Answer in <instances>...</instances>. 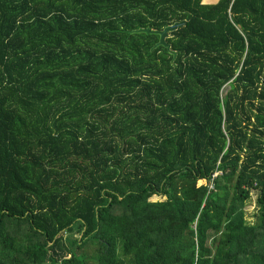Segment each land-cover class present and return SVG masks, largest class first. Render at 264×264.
Wrapping results in <instances>:
<instances>
[{"label": "trees", "instance_id": "trees-1", "mask_svg": "<svg viewBox=\"0 0 264 264\" xmlns=\"http://www.w3.org/2000/svg\"><path fill=\"white\" fill-rule=\"evenodd\" d=\"M0 264H264V0H0Z\"/></svg>", "mask_w": 264, "mask_h": 264}, {"label": "water", "instance_id": "water-1", "mask_svg": "<svg viewBox=\"0 0 264 264\" xmlns=\"http://www.w3.org/2000/svg\"><path fill=\"white\" fill-rule=\"evenodd\" d=\"M185 24H186V21L176 22L173 25L165 27L163 31L158 32L160 34V36H161L160 37V43L161 44H166L165 43V39L168 37V35H169L168 33L172 32V31H175L176 29H178L179 27L184 26ZM143 30H145L146 32H151L150 29H143Z\"/></svg>", "mask_w": 264, "mask_h": 264}, {"label": "rangeland", "instance_id": "rangeland-1", "mask_svg": "<svg viewBox=\"0 0 264 264\" xmlns=\"http://www.w3.org/2000/svg\"><path fill=\"white\" fill-rule=\"evenodd\" d=\"M203 182H198V184H202ZM156 198V197H154ZM251 204L248 206V209H247V212L248 213H251L254 209V206H255V201H256V194H253L252 195V200H251Z\"/></svg>", "mask_w": 264, "mask_h": 264}, {"label": "crops", "instance_id": "crops-1", "mask_svg": "<svg viewBox=\"0 0 264 264\" xmlns=\"http://www.w3.org/2000/svg\"><path fill=\"white\" fill-rule=\"evenodd\" d=\"M218 0H202L203 4H215Z\"/></svg>", "mask_w": 264, "mask_h": 264}, {"label": "built area", "instance_id": "built-area-1", "mask_svg": "<svg viewBox=\"0 0 264 264\" xmlns=\"http://www.w3.org/2000/svg\"><path fill=\"white\" fill-rule=\"evenodd\" d=\"M209 188H211V186H209Z\"/></svg>", "mask_w": 264, "mask_h": 264}]
</instances>
